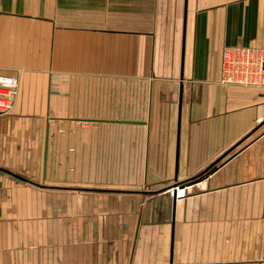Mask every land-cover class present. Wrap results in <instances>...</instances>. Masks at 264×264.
<instances>
[{"label": "crops", "instance_id": "0c3cea01", "mask_svg": "<svg viewBox=\"0 0 264 264\" xmlns=\"http://www.w3.org/2000/svg\"><path fill=\"white\" fill-rule=\"evenodd\" d=\"M248 45L264 0H0V264H264Z\"/></svg>", "mask_w": 264, "mask_h": 264}, {"label": "built area", "instance_id": "2783aa9c", "mask_svg": "<svg viewBox=\"0 0 264 264\" xmlns=\"http://www.w3.org/2000/svg\"><path fill=\"white\" fill-rule=\"evenodd\" d=\"M218 83L264 88V47L255 45L224 47L220 54ZM17 89L16 76L0 73V114L11 111ZM174 188L175 198H183L185 188L177 186Z\"/></svg>", "mask_w": 264, "mask_h": 264}]
</instances>
